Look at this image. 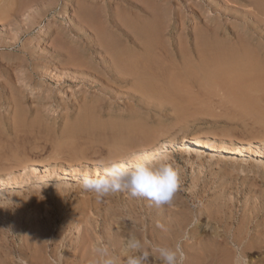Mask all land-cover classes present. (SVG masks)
Listing matches in <instances>:
<instances>
[{"label":"rangeland","instance_id":"rangeland-1","mask_svg":"<svg viewBox=\"0 0 264 264\" xmlns=\"http://www.w3.org/2000/svg\"><path fill=\"white\" fill-rule=\"evenodd\" d=\"M253 1L0 0V238L46 245L62 264L111 225L125 246L140 222L164 230L185 215L180 241L248 225L244 257L264 264V139L226 86L252 69L264 79ZM119 57L142 60L143 82L119 73ZM143 153L179 171L171 204L82 189L98 160ZM227 245L200 262L234 264L221 263Z\"/></svg>","mask_w":264,"mask_h":264},{"label":"bare ground","instance_id":"bare-ground-1","mask_svg":"<svg viewBox=\"0 0 264 264\" xmlns=\"http://www.w3.org/2000/svg\"><path fill=\"white\" fill-rule=\"evenodd\" d=\"M252 5L256 11L264 14V4H262V2H260V0L257 2L253 1ZM116 63L118 66L119 73H122L123 75L124 74L133 75L138 79L139 83L143 82V79H144L143 76L144 75H143L142 71H140L142 69L140 66L142 63V60L137 59L135 61H132L129 59H125L123 57H119ZM250 73L251 74H246L244 77L236 78L234 80L232 79L233 83H231L230 85L227 84L226 86L227 87L229 86L228 89L230 92L237 91L238 93H234V94H237V95L240 94L241 97L238 98L237 103H235L236 107L241 109V111H243L245 113L246 117H249V120L251 123L253 122V124L258 125L257 126L258 128L254 127L255 126L254 125L253 128L250 129L251 135L254 138H257V140H258V138H260V137L264 139V79L262 76H260V73L255 72L253 69L250 70ZM224 79H226V78H224ZM244 120L245 119L243 117L242 123L246 126L247 123H244L245 122ZM251 126H252V124H251ZM254 128H256V129L253 130ZM196 139L194 138L193 140H195L194 142H197L199 145L206 147V148H207V146L211 147L205 140L203 141L201 138H200L201 140L200 139L196 140ZM186 142H187V140H186ZM246 146H248V145H246ZM249 147H251V146H249ZM156 152H153V154H155ZM158 153H160V152H158ZM158 153H157V155H158ZM143 154H145V153H143ZM145 155L150 157V159H151V156H149L147 154H145ZM122 160H121V162H123ZM124 160H126V159H124ZM72 172L74 173V171H72ZM181 217H182V215H181ZM208 217H210V215ZM188 218H189V216H188ZM186 220H187V217H185V215H184L182 218L179 219V221H176L178 223V224L175 223L176 227L171 224L173 227L169 228L167 225L164 224L165 226H167L166 229H165V227H162L164 230H157V229H159V226L161 224L158 226V228L156 227L157 228L156 229V228H154L155 226L152 227V225H151V227H150L149 224L146 225L145 222L143 221L144 223L140 222V223H142L139 225L140 227L135 229V234H136L137 238H140L142 240H147L150 243L162 244V245H173L177 241H180L179 238L183 235V232L186 229V226L188 225V221H186ZM136 221L138 223V220H136ZM133 223L135 224L136 222L133 221ZM151 224H152V222H151ZM263 224H264V222H263ZM225 225H227V224H225ZM161 226H163V225H161ZM112 228L113 227L111 225V227H108L107 230L104 231L101 235L90 236V238H88L89 247L87 250H84V249L82 250V245H83L82 243H79V245L77 244V247H74L75 254H74V252L72 253V254H74V256H71V257L65 259V261H63L62 264H89L90 260H92L94 257L93 248H94L96 241L98 239H103L105 241V243L111 245L114 248L115 252L120 256V264H124V262H122V259L123 258L126 259L127 250L122 243L123 242V240H121L122 237L120 238L119 235L114 236V234L112 233L113 232ZM225 228H226V226H225ZM227 230H228V228L226 229V231ZM235 231H236V229H235ZM4 232H6V231H4ZM223 233H225V232H223ZM229 233H230V231L228 232V234L225 233L224 234L225 236L223 235V237H221L217 233L216 234L214 233V236L211 235L207 238H204L202 241H199L198 248H195V246L193 244L191 245V243H190V245L185 243L186 241H188L187 238H186V240H183L182 241V247H183V251H184L185 256H186L185 264H195V262L198 263V260L200 262L201 258H203L201 260L202 262H203L204 258L205 259L209 258L210 261H212V260L214 261L217 258L215 256H217V255L219 256L220 251H222L221 253L226 251V249H223V247L224 246L226 247L227 244H230V247L227 245V248L229 249V255L227 257L223 258V260L221 259V263L226 262V261H224V259H227L230 255L232 256L231 258H234L235 254H236L235 253V247L236 246H238L241 249V251L244 255L246 253V250L251 248V244L252 243L254 244V242H252V243L250 242L251 239L249 241H247V242H250L251 244L250 243L247 244L245 242L246 241L245 236L248 233V225H246V227L242 228V231H241V233L239 232V235L235 232L237 234V236L236 235L234 236V234H235L234 231H233L234 234L232 233L231 235H229ZM7 236L4 235V237L1 236V238H0V264H55V263L50 262L47 258V255L45 254V252H46L45 250L47 248L46 245H42V247L39 246L38 248L35 247L36 249L32 253H30L28 251L29 245L25 244V242L23 240H22V243H20L19 245H15L13 240L8 239ZM205 236H206V234H205ZM244 238H245V241L243 240ZM91 240H93V241L91 242ZM55 241H56V239H55ZM61 241H60V243H61ZM58 243H59V241H58ZM196 243H198V242H196ZM56 249H57V247H56ZM198 249L200 251H198ZM230 249L232 251H230ZM55 253H57V251L55 252V250L51 249V252H50L51 258L53 257V259L56 262L61 261L60 260L61 257L58 258ZM220 256L223 257L226 255L224 254V255H220ZM227 261H230V260L228 259ZM202 262H200V263L202 264Z\"/></svg>","mask_w":264,"mask_h":264},{"label":"clouds","instance_id":"clouds-1","mask_svg":"<svg viewBox=\"0 0 264 264\" xmlns=\"http://www.w3.org/2000/svg\"><path fill=\"white\" fill-rule=\"evenodd\" d=\"M97 173H84L81 176L82 189L95 194L103 200L110 194L127 192L132 197H142L157 206L171 204L180 188L179 171L170 163L150 162L148 156H137L133 161H97ZM127 250L125 264H150L153 257L162 264H185L186 256L182 241L173 245L150 243L134 235L125 242ZM94 257L89 264H120V256L114 248L98 239L93 248ZM234 264H247L241 249L235 247Z\"/></svg>","mask_w":264,"mask_h":264}]
</instances>
